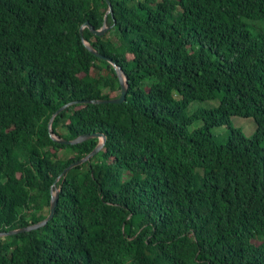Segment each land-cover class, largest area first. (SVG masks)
<instances>
[{"label":"trees","instance_id":"obj_1","mask_svg":"<svg viewBox=\"0 0 264 264\" xmlns=\"http://www.w3.org/2000/svg\"><path fill=\"white\" fill-rule=\"evenodd\" d=\"M52 189L0 264H264V0H0V231Z\"/></svg>","mask_w":264,"mask_h":264},{"label":"water","instance_id":"obj_2","mask_svg":"<svg viewBox=\"0 0 264 264\" xmlns=\"http://www.w3.org/2000/svg\"><path fill=\"white\" fill-rule=\"evenodd\" d=\"M84 26H88L89 28H91V30L94 33H97L98 35L104 34V32L106 30V26H104L100 30L94 29V27L90 24L89 21L85 22ZM89 48L97 56H99L101 58H106L104 55H102L100 52H98L93 46H90L89 45ZM113 64L115 65V63H113ZM117 70L119 72V77H120L121 86H122V90H121L120 96H118L116 98H107V99H84V100H78V101H74V102H69L67 104H64L54 114V116L58 112H60L64 108H66L67 106H69L71 104H74V103H79V102H89V103H106V102H109V103H121V102H124L126 100V98H127L129 83H128V79L125 76L124 71L122 70V68L121 67H117ZM54 116H53V118H54ZM53 118L50 120V128H51V124H52ZM89 137H100L101 138V141L99 142V144L89 154H87L86 156L82 157L79 160H76V161L72 162L68 167H66L62 174H64L65 172H67L69 169H71V168H73V167H75V166H77L79 164H82V163L90 160L95 154H97L103 148V146L105 145V142H106L107 137L103 133L95 132V133H92V134H82V135H80V136H78V137H76L74 139H71V140L64 139V138H59V141L60 142L76 144V143H79V142L84 141L85 139H88ZM58 180H59V177L56 179L55 184H56V182ZM52 191H54V189H52ZM58 200H59V189H57L56 191H54V193H53V195L51 197L50 212H49L48 216L45 219H43V220H41V221H39L37 223H34V224H30L28 226L21 227V228L12 229V230H9V231H0V236H10V235L18 234L20 232H26V231H29V230H32V229H37V228L45 225L48 221H50L54 217L55 212H56V208H57V205H58Z\"/></svg>","mask_w":264,"mask_h":264},{"label":"rangeland","instance_id":"obj_3","mask_svg":"<svg viewBox=\"0 0 264 264\" xmlns=\"http://www.w3.org/2000/svg\"><path fill=\"white\" fill-rule=\"evenodd\" d=\"M219 102V99L193 101L188 105L185 113L186 115H192L195 111L200 108H216L219 105ZM202 124V121H197L191 126V129L200 127ZM231 125L232 127L242 131L247 136H252L257 128L256 123L252 117L244 116H233L231 118ZM212 132L214 136L218 139V141L223 142L229 139L232 130H230L229 125H224L212 128Z\"/></svg>","mask_w":264,"mask_h":264}]
</instances>
